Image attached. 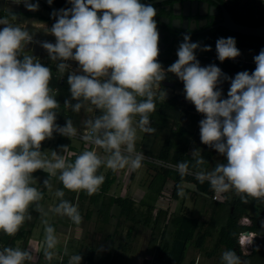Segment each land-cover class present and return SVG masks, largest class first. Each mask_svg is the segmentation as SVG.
<instances>
[{"label": "clouds", "instance_id": "obj_1", "mask_svg": "<svg viewBox=\"0 0 264 264\" xmlns=\"http://www.w3.org/2000/svg\"><path fill=\"white\" fill-rule=\"evenodd\" d=\"M29 11L39 9V0H12ZM51 5L53 0H47ZM67 8L53 10L55 22L46 32L55 43L38 41L48 58L56 64L60 77L67 72L71 99L64 107L88 118L81 127L66 119L57 123L60 108L50 88L52 69L37 56L25 51L34 42V34L14 21L18 15L9 10L0 16V231L16 236L33 219L32 211L43 217L48 213L67 217L77 228L83 216L77 204L65 199V190L93 196L101 189L106 175L124 169L139 170L146 159L137 151L139 133L154 134L150 116L157 101L167 99L161 82L173 73L183 82L185 99L198 113L200 141L226 158L208 170L199 148H193L192 162L181 161L174 167L181 180L187 175L217 195L234 192L242 202L248 198L264 201V48L254 55L255 68L229 76L215 63L201 66L196 50L209 51L210 45L192 42L183 34L176 55L166 69L158 60L159 31L152 4L140 0H68ZM99 13V14H98ZM217 59H235L241 55L234 37H220L215 44ZM69 61L77 62L72 68ZM229 82L227 96L221 85ZM76 103H72V101ZM54 133L70 140L78 138L86 147L75 158L66 153L69 145L42 151V142ZM37 170L47 173L42 186L52 189L56 178L62 188L54 195L58 202L45 210L44 193L34 186ZM41 184V183H40ZM177 195L183 197L182 183ZM42 254L52 264L60 243L56 228L45 218ZM254 234L240 240L252 245ZM38 250L29 246L0 247V264H37ZM68 264H81L79 253L69 254ZM220 264H247L235 250L221 253Z\"/></svg>", "mask_w": 264, "mask_h": 264}, {"label": "trees", "instance_id": "obj_2", "mask_svg": "<svg viewBox=\"0 0 264 264\" xmlns=\"http://www.w3.org/2000/svg\"><path fill=\"white\" fill-rule=\"evenodd\" d=\"M53 1L62 7L71 6L68 3V0ZM146 1L149 0H140L141 3ZM220 2H222L223 5L228 9L236 22L249 26H260L264 24V7L261 6V1L220 0ZM7 14L8 12L0 11V16ZM28 16L37 17L41 21L51 23L55 22L52 16L48 18L38 14ZM221 20L222 17L220 16L219 21ZM201 29L202 28H199L196 33L186 32L184 30L175 31L174 44H180L183 41V34H189L192 42H200L203 45L211 46V50L196 54L201 66L215 63L223 70L224 73H227L229 76H233L237 72L243 70H248L250 72L254 70L255 63L253 61V57L254 55L258 54L262 48H264V37L244 35L231 31L221 25L213 27L206 32H199ZM229 36L236 39V46L240 49L241 55L235 59H226L225 61L221 62L217 59L216 55V40L220 37L226 38ZM246 48L255 52L250 60L244 56V49ZM196 52H198V49ZM175 57V59L166 58L159 61L168 67L173 62H175L176 59H178L176 54ZM50 68L52 69L53 76L49 86L53 89L58 84V78L54 76L56 66L52 65ZM180 82L176 83L175 86L181 84ZM161 86L165 85L161 84ZM60 87L61 89L56 93L55 98L60 103V108L57 111V123L63 125L66 119L73 118L72 110H68L64 107V101L66 99H71L69 85L67 83V76H65L64 82ZM221 87L223 88V94L226 97L229 86L225 85ZM188 102L189 101H184V99L179 95L168 97L164 102L157 101V111L152 113L150 116L151 126L156 129V132L151 135L144 134L142 144L136 147L144 154L155 157L157 159L155 160L156 162L160 161L163 163H171L174 166L181 161H189L191 163L192 149L199 148L201 150V155L206 161L204 167L209 170L215 150L201 143L199 128L197 129L198 131H194L181 124V122L184 121L188 115L193 117L195 120L200 119L201 117V113L196 111L195 106L191 102L187 104ZM72 103L74 104L76 101L73 100ZM190 111H192L193 115L189 114ZM54 135L57 136L54 148L56 147L60 149V145H69V150H75L77 151V154H79V152L82 150H77L74 148V146L70 145L69 138L55 133ZM46 141L47 140L42 142V150L45 148L44 144ZM70 158L74 159L75 155L71 156ZM149 162L153 164L156 163L153 161ZM163 163L160 164V167L164 169L167 174L174 173L178 182L184 180L193 182L198 197L211 198L213 191L210 189V186L207 182L200 184L195 179L194 175H187L183 178V180H181L180 174L178 171H176V169L167 167ZM224 163H226V160ZM101 170L102 168L100 169V172ZM41 174L47 176V173L43 170H37L35 173H33V176L36 177ZM113 179L114 178H111L110 174H108L101 189L93 196H88L85 192H80L78 194L77 192L65 190L64 198L71 200L78 206L83 205L87 197L90 198L91 203L102 202L104 207L99 211L107 220H109L111 217L110 211L113 205L119 206L121 215L130 220L132 223L129 227L128 239L133 236V233H135L141 225L151 229V239L148 245L149 253L154 251V247L156 243H158V240L164 231V235L162 236L163 239L157 248L154 264H181L184 260L189 243L192 242L197 248H201L204 245L207 237L214 234V230L209 228V221L206 222L200 219L197 220L195 216L186 215H171L168 217V212L166 210L161 209L154 212L153 207L147 206L146 209H143L141 206H138L136 201L132 198L109 196L107 193L113 182ZM59 185L60 188L63 187L61 183H59ZM77 194L78 197H76ZM76 198H78L77 202ZM251 199L252 198L249 197L248 202L244 203L238 196H234L233 199L229 201L228 207L225 208L224 214L218 209L220 207L219 205L222 203H214L213 208H215L214 210L216 213H214L212 216L215 220L214 222L221 224L214 254H218L220 257L224 250L232 249L237 251L241 259L242 257H245V261L247 263L264 264V201H253L256 203L261 201L262 205L261 208L256 211V214L251 218V226L243 225L239 222L240 217L247 211V205L252 203L250 202ZM257 205H259V203H257ZM232 206H235L234 211H232ZM32 216L33 219L26 222L16 236L9 237L0 231V241L4 242L7 246H19L22 248L29 247V241L37 221L36 215L33 214ZM87 217L89 218L90 214H88ZM53 226L56 228L55 224H53ZM246 229L257 232L258 236L254 240L252 251L249 254L243 255L238 244L237 237L241 231ZM22 242L23 244H21ZM67 249L69 254H81L79 250L75 249V252L71 250V246L70 248L67 247ZM219 250L220 252H218ZM63 253L64 252L62 251L58 253L59 255H63L62 264H68L69 257ZM41 259H43L42 251L40 252L39 261L37 264L42 263ZM128 260V250L123 244L113 247L108 251L107 254L103 256H98L97 249L91 246L88 248L84 258L81 261V264H128ZM54 264H59V262H55ZM143 264H151V261L146 259L143 261ZM191 264H193V262Z\"/></svg>", "mask_w": 264, "mask_h": 264}, {"label": "crops", "instance_id": "obj_3", "mask_svg": "<svg viewBox=\"0 0 264 264\" xmlns=\"http://www.w3.org/2000/svg\"><path fill=\"white\" fill-rule=\"evenodd\" d=\"M249 53H252V55H249ZM254 53L255 52L251 49H247V48L244 49V54H245L244 56L246 58H249V60L253 57ZM78 127L80 128L81 124H79ZM54 138H56L57 140V136H54ZM72 141L75 140L72 139ZM70 145L74 146V148H76L77 150L84 148L82 145L80 148H78L77 144H75L76 146L73 145V142L70 143ZM214 153H217L216 150L214 151ZM145 156H147L150 159L146 158L143 161V166L139 170L131 172L129 176L130 181L128 182L127 185H123L121 187L119 197L132 198L136 201V204L138 206L140 205L142 208L144 207L147 208V206H151L153 207L154 212L161 209L166 210L168 212V217L171 215H186V216H195L197 220L200 219L206 222L209 221L210 223L209 228L214 230V234L207 237L204 245L201 248H197L195 244L192 242L189 243L187 246L184 260L181 264H191L192 262L193 264H220L219 262L220 257L218 256V254H214V250L217 239L219 237L221 224L214 222L215 220L212 215H214L216 211L214 210L215 208H213V206L214 203H222L219 205L220 207L218 209L221 210V213L224 214L225 208L228 207L229 205V201L233 199L234 196H236L235 193L231 191L228 192L229 200L227 202L214 201L209 197L207 198L198 197L193 182L187 180L178 182V180H176L174 173L167 174V172L164 169L158 166V162L155 161L157 160L155 157L149 156L147 154H145ZM217 156L218 159L214 160L212 158L209 170L214 168L216 163L224 162L226 160L225 157L219 154ZM152 159L156 162L155 164L149 162V161H153ZM170 168L175 169V167H170ZM111 173L116 174L113 172ZM120 181H118V187L122 184V183L119 184ZM125 181L126 180L124 179V182ZM181 183L185 191V195L183 197L177 195V185ZM110 188L111 186L109 187L108 192L110 191ZM250 202L252 203H249L247 205V211L246 213H244V215L240 217V221H239L241 224L247 226L252 225L251 218L256 214V211L259 208H261V205L260 204L257 205V203L253 202L252 199ZM114 208H116L115 211ZM234 210H235V206H232V211ZM110 214H111L110 219L107 220L103 218L101 225L102 227H107L108 229H110L109 228L110 226H113L112 229H110V232L104 237L106 242H108V246H109L108 251L111 248L115 247L116 245L119 246L120 244H123L124 247L127 248L128 250L130 264L132 263L131 261L134 260H137L138 262L140 261V264H143V261L146 259H149L151 261V264H154L157 248L163 239L162 236L164 235V231L162 232V235L160 236L158 243H156L154 247V251L152 253H149L148 245L151 239V229L145 227L144 225H141L139 226L137 231L133 233V236L128 239L129 227L132 224L131 221L121 215L119 206L112 207ZM66 222L67 223H62V220H60L58 223H52V225L53 224L56 225V230H57V226L59 225H63V224L72 225L71 221L66 220ZM245 231L254 234V240L258 236L257 232H254L253 230L250 229H246L239 233L237 237V241L242 250L243 255L249 254L252 251L254 244L253 243L252 245L241 246L239 242V237L240 234ZM40 236H43V232L40 233Z\"/></svg>", "mask_w": 264, "mask_h": 264}, {"label": "rangeland", "instance_id": "obj_4", "mask_svg": "<svg viewBox=\"0 0 264 264\" xmlns=\"http://www.w3.org/2000/svg\"><path fill=\"white\" fill-rule=\"evenodd\" d=\"M261 6L264 7V2L261 3ZM14 23L18 24L21 27H26L30 32H32L34 34V38L45 39V40H48L52 43H55L56 38L53 35L46 32V29L50 28L53 24L51 22L41 21L37 17H30V16L26 15V16H23V18L21 20L14 21ZM0 27H3V26L0 25ZM178 46H179L178 43L175 44V46H174L173 51L175 54H176ZM25 51H29V53L31 52L32 55L37 56L40 59V62L45 66H48V67H50L52 65L56 66V64L53 63L48 58V54H47L45 49L38 51V52L33 51L32 49H30V50L25 49ZM203 52L204 51L198 49V52H196V54L197 53H203ZM249 55H252V53H249ZM68 63H70L72 65L73 69H75L77 67V62H75V61H69ZM161 64L165 69L167 68L162 62H161ZM54 76L56 78H58V84H57V86H55L53 88V92L56 94L58 91H60V89H61L60 86H61V84H63L65 76H67V72L64 74L63 77H60L59 73L55 70ZM168 80L175 81V82L177 81V79H175L174 77H170ZM178 82H180V81H178ZM178 82H176V83H178ZM180 83L181 84H179L178 86H175V85L167 86L166 85V86H160V87L162 89L166 90L167 98L179 95V96H181V98L184 99V101H187L185 99V95H184V91H183V87H184L183 82L181 81ZM187 104H189V102ZM68 110H70V108ZM189 114L193 115L192 111H190ZM72 116H73V118H72L73 123L77 127L79 126V124H81L82 120L88 118V114L83 109L81 110V112L79 114L72 111ZM200 116H201L200 119L195 120L193 117H190V115H188L186 117V119L181 122V124H183L187 128H190L194 131H198L197 129L199 128V121L203 118L202 114ZM54 136H56V135H54ZM139 136H140V139H138L136 146H139L140 144H142L143 138H144V133H139ZM73 139L75 141H72L69 139V142L70 143L73 142V145L77 144L78 148H80L82 145L81 141L78 138H73ZM55 141H56V138L47 139V141L44 144L45 148L42 151L56 150V151L60 152V149L58 150V149H55L56 147L54 148ZM71 152H74V151H71ZM215 154H217V153H214V155ZM217 155L214 156V158H213L214 160L218 159ZM146 158L150 159L147 156H146ZM153 162L155 163L154 160H153ZM161 163L162 162L158 161V166H160ZM101 172L104 173L106 176L108 174H110V176L113 178L115 176L114 182L112 183L110 191L107 194L109 196L116 197V196H119L121 187L123 185H127L128 182L130 181L129 176H130L132 170L124 169V170L116 172V174H112L110 170L102 168ZM35 178H37L38 180L35 182L34 186H37L42 192H44V199L42 200L41 203L43 204L45 210L47 211V209L50 205L58 202V198L54 195V193H55L56 189L60 188V185H59L60 182L56 178H53L52 179V189L49 190V189H45L42 186L43 179L47 178L46 175L41 174V175L36 176ZM124 179L126 180L125 182H124ZM118 181H120L119 184L122 183L119 187H118ZM79 193L80 192H78V194ZM78 194L76 197H78ZM77 201H78V198H76V202ZM252 201H256V200L252 198ZM257 203L262 205L261 201H259ZM78 207H79L81 215L83 216V223H82V225H80L79 228H77L73 224L72 225L63 224L64 226L59 225L60 227L57 226L56 234L59 237L60 243H59L57 249L55 250L57 252V255L54 258L55 261L59 257L58 253L60 251L63 252L65 247L70 248V246H71V250H73L74 252H75V249L79 250L80 253L82 254L83 258L85 256L88 248L91 246L95 247L97 249L98 256H103V255L108 253V247L109 246H108V242H106L104 237L110 232V229H112L113 226H110L109 227L110 229H108L107 227L101 226L102 225V219L104 218L102 213L99 211L101 208L104 207L102 205V202L91 203L90 198L87 197L85 199L84 204L81 206H78ZM113 207H115V205H113ZM143 209H146V208L144 207ZM115 210H116V208H114V211ZM33 214L36 215L37 221H36L35 227L33 228L32 236H31L30 241H29V246L37 249L38 254H36V255H40V252L42 251V248H43V238H44V224L42 223V220L46 218L48 220V222L50 224H52V223H58L60 220H62V223H67L66 220H69V219L67 217H60V216L53 215L50 212L48 213L47 217H43V216L39 215L38 213H36L35 211H32V215ZM88 214H90L89 218L87 217ZM114 222H115V220H114ZM41 232H43V236H40ZM21 244H23V242ZM218 252H220V250ZM131 262H132L131 264H140V261L138 262L137 260H134ZM128 264H130L129 260H128Z\"/></svg>", "mask_w": 264, "mask_h": 264}, {"label": "water", "instance_id": "obj_5", "mask_svg": "<svg viewBox=\"0 0 264 264\" xmlns=\"http://www.w3.org/2000/svg\"><path fill=\"white\" fill-rule=\"evenodd\" d=\"M162 1L165 0H151L145 4H152L154 6ZM32 2H36V0H32ZM61 8L67 7L59 6L54 1L49 5L47 0H39V9L29 11L23 4L17 5L12 0H0V11L9 12L10 10L18 15V20H21L23 16L36 14L48 18L52 16L51 13L54 9L59 10ZM168 8L172 10L175 17H165L162 20L166 23H171L175 28L182 27L183 29L190 30L203 28L200 32H206L213 27L221 25L231 31L244 35L264 37V24L260 26H249L236 22L220 0H180L173 5H168ZM220 16L222 17L221 21H219ZM38 41L48 40L34 38V42L27 45L26 50L34 49L38 52L41 48L39 43H37ZM225 85H229V82L225 81L221 86ZM242 260L245 261V257H242Z\"/></svg>", "mask_w": 264, "mask_h": 264}, {"label": "flooded vegetation", "instance_id": "obj_6", "mask_svg": "<svg viewBox=\"0 0 264 264\" xmlns=\"http://www.w3.org/2000/svg\"><path fill=\"white\" fill-rule=\"evenodd\" d=\"M149 1H151V0H149ZM177 1H180V0H165V1L159 2V3L154 5L156 7L155 9H156L157 14H158L154 17V19L157 21V27H158L159 36H160V39H159L160 54L158 56V60H163L166 58H170V59L176 58L175 53L173 51L174 46H175V44H174V40H175V34L174 33H176L175 31L184 30L186 32H195L196 33L197 30L199 29L198 28L197 30H190V29H183L182 27H180V28L174 27L173 28L171 23H166L162 20L165 17H171V18L175 17L172 13V10L168 8V5H173ZM146 2H148V1H146ZM146 2H144V3H146ZM171 28H173L174 30ZM40 49L43 50L42 47ZM32 50L35 51L34 49H32ZM41 50H39V51H41ZM170 77H174L175 79H177V81H180L175 76V74L168 73L167 78L164 81H162L161 84H163L165 86L166 85L167 86L175 85L177 81L175 82V81L168 80Z\"/></svg>", "mask_w": 264, "mask_h": 264}, {"label": "built area", "instance_id": "obj_7", "mask_svg": "<svg viewBox=\"0 0 264 264\" xmlns=\"http://www.w3.org/2000/svg\"><path fill=\"white\" fill-rule=\"evenodd\" d=\"M242 1H244V0H242ZM259 1H261V2H264V0H259ZM81 143H82V146L83 147H86V145L81 141ZM71 151H74V152H71ZM75 154H77V151H75V150H69V152L68 153H66V155L70 158L71 156H73V155H75ZM163 163V162H162ZM163 164H165L166 166H170V167H174V165L173 164H171V163H163ZM211 198H212V200H215V201H223V202H226V201H228L229 200V197H228V193H225V194H223V195H217V194H215L214 192H212V194H211ZM248 234H250V233H248V232H243V233H241L240 234V237H239V242H240V240H241V238L242 237H244V238H246L247 236H248ZM252 234V233H251ZM254 243V242H253ZM3 246H7L4 242H2V241H0V247H3ZM64 252V251H63ZM37 257H38V260H37V262L39 261V255H37ZM42 260V263L41 264H46V262L44 261V258L43 259H41ZM55 260L53 259V262H52V264H54L55 262H59V264H62V262H63V255H59V257H58V259L54 262Z\"/></svg>", "mask_w": 264, "mask_h": 264}]
</instances>
